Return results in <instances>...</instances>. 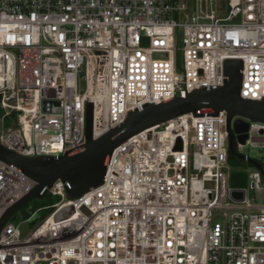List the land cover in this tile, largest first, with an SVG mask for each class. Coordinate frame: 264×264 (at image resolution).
<instances>
[{
	"label": "built area",
	"instance_id": "2783aa9c",
	"mask_svg": "<svg viewBox=\"0 0 264 264\" xmlns=\"http://www.w3.org/2000/svg\"><path fill=\"white\" fill-rule=\"evenodd\" d=\"M227 59L242 60L241 96L264 99V0H0V142L79 152L88 104L98 138L132 111L223 86ZM227 120L189 113L132 135L77 198L57 181L29 233L15 213L2 226L0 264H264V203L229 185ZM247 121L236 151L264 149V123ZM35 185L0 160V219Z\"/></svg>",
	"mask_w": 264,
	"mask_h": 264
},
{
	"label": "water",
	"instance_id": "95a60500",
	"mask_svg": "<svg viewBox=\"0 0 264 264\" xmlns=\"http://www.w3.org/2000/svg\"><path fill=\"white\" fill-rule=\"evenodd\" d=\"M242 65L240 59H227L224 63V72L228 79L223 86L196 89L187 93L186 96H176L160 104L147 105L142 111H132L122 124L98 138L93 136V106L88 104L87 142L79 152H66L60 156L31 157L12 151L0 142V160L36 181L34 188L3 214L0 219V229L11 215L29 201L46 196L57 181L64 184L71 198H77L92 187L102 184L112 153L118 145L144 129L184 114L217 115L225 110L228 115L229 155L244 159L245 156L236 151L237 141L245 143L248 138L249 122L247 120L264 123V99L253 100L241 96L240 69ZM181 148L182 142L179 139L176 149ZM250 162L264 175V167L261 163L254 160ZM236 196L242 198L243 193ZM70 213H72L71 208H67L60 215Z\"/></svg>",
	"mask_w": 264,
	"mask_h": 264
},
{
	"label": "rangeland",
	"instance_id": "374dc122",
	"mask_svg": "<svg viewBox=\"0 0 264 264\" xmlns=\"http://www.w3.org/2000/svg\"><path fill=\"white\" fill-rule=\"evenodd\" d=\"M221 16H224V13H221ZM180 56L182 57V52H180ZM7 125L14 126L12 122L9 121ZM237 151L238 154H247L252 159L264 161L263 148L253 147L248 144L241 148H238ZM229 167V185L234 187L246 188L248 199H250L252 202L264 203V190L255 191L250 187L249 175L255 170L254 165L250 161H244L238 156L232 155L229 159ZM56 200H58L57 197H53L50 195L44 196L43 198H34L15 212V216L18 221L27 220L22 223L20 228L23 236L29 233V231L32 230L41 221L42 217L48 214L50 209H42L35 214L34 212L39 208H43L54 203Z\"/></svg>",
	"mask_w": 264,
	"mask_h": 264
},
{
	"label": "trees",
	"instance_id": "16d2710c",
	"mask_svg": "<svg viewBox=\"0 0 264 264\" xmlns=\"http://www.w3.org/2000/svg\"><path fill=\"white\" fill-rule=\"evenodd\" d=\"M49 195H50V196H53V197H57L58 200L60 199V196L52 195L51 193H48L46 196H49ZM58 200H56L55 202H57ZM55 202H54V203H55Z\"/></svg>",
	"mask_w": 264,
	"mask_h": 264
}]
</instances>
